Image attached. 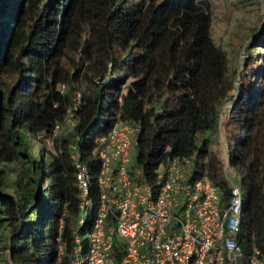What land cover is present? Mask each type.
I'll return each mask as SVG.
<instances>
[{"label":"trees","instance_id":"trees-1","mask_svg":"<svg viewBox=\"0 0 264 264\" xmlns=\"http://www.w3.org/2000/svg\"><path fill=\"white\" fill-rule=\"evenodd\" d=\"M212 23L209 0H0V230L12 264H72L75 236L86 228H76L70 146L97 174L96 141L119 114L139 128L134 163L150 183L160 164L185 157L194 175L207 170L228 198L211 137L239 70L213 41ZM244 39L235 36L233 46ZM254 40L226 139L245 191L243 236L263 250L264 35ZM78 92L75 128L53 136ZM40 133L57 141L49 163L32 151ZM14 162L26 182L10 168Z\"/></svg>","mask_w":264,"mask_h":264},{"label":"built area","instance_id":"built-area-1","mask_svg":"<svg viewBox=\"0 0 264 264\" xmlns=\"http://www.w3.org/2000/svg\"><path fill=\"white\" fill-rule=\"evenodd\" d=\"M59 89L63 94L67 87ZM80 104L78 92L53 136L75 128ZM138 132V126L116 116L96 141L97 174L77 146H70L79 200L76 228H86L83 237L75 236L72 264H264V248L243 236L244 189L226 177L230 195L225 200L208 171L194 175L185 157L160 164L156 182L150 183L134 163ZM47 137L40 133L33 142ZM62 229L63 220L60 258Z\"/></svg>","mask_w":264,"mask_h":264},{"label":"rangeland","instance_id":"rangeland-1","mask_svg":"<svg viewBox=\"0 0 264 264\" xmlns=\"http://www.w3.org/2000/svg\"><path fill=\"white\" fill-rule=\"evenodd\" d=\"M211 3V13L213 23L211 36L215 44L225 50L232 61V65L238 68L239 73L235 83V90L229 94V102L220 118L218 130L212 135L214 140L212 150L218 153L224 163L225 177L235 180L242 187L241 178L229 163V151L227 146L226 131L229 122L228 113L231 108L230 101L237 98L238 91L247 83L248 71L245 69L244 61L249 57V50L258 45L254 37L264 35V0H209ZM245 37L240 49H236L234 44L235 36ZM247 36V38H246ZM251 54V53H250ZM257 58L258 53L252 54ZM255 61V67L258 68ZM99 79H97V82ZM57 141L54 137L41 139L37 144L33 142V153L40 156L43 153L46 163L50 162L53 154L57 152ZM135 153V149H134ZM133 153V154H134ZM15 168L14 173L23 177L27 181V173L21 163L14 162L10 168ZM5 230H0V264H12L10 251L3 249L6 245Z\"/></svg>","mask_w":264,"mask_h":264},{"label":"clouds","instance_id":"clouds-1","mask_svg":"<svg viewBox=\"0 0 264 264\" xmlns=\"http://www.w3.org/2000/svg\"><path fill=\"white\" fill-rule=\"evenodd\" d=\"M224 174H225V167H224ZM211 179V178H210ZM225 179H226V177H225ZM226 181L228 182V188H229V185H230V183H229V181L226 179ZM235 181V180H234ZM215 186V185H214ZM243 188V187H242ZM229 190H230V188H229ZM219 191V190H218ZM221 193V192H220ZM222 194V193H221ZM223 195V194H222ZM223 197H224V195H223ZM224 199L226 200V199H228V198H225L224 197Z\"/></svg>","mask_w":264,"mask_h":264}]
</instances>
